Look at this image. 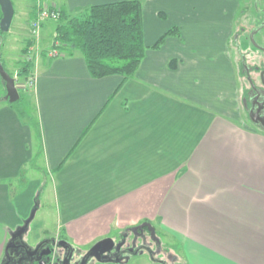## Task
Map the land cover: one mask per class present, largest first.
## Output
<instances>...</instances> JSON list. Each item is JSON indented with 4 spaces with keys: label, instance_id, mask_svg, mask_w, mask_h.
I'll return each mask as SVG.
<instances>
[{
    "label": "crops",
    "instance_id": "0c3cea01",
    "mask_svg": "<svg viewBox=\"0 0 264 264\" xmlns=\"http://www.w3.org/2000/svg\"><path fill=\"white\" fill-rule=\"evenodd\" d=\"M121 1L32 0L27 23L39 3L72 16ZM139 1L148 49L132 77L95 78L82 54L47 51L31 72L38 123L0 102V264L35 208L32 248L55 239L86 252L149 223L173 242L171 264H264V129L241 115L233 51L243 1ZM137 256L170 264L145 250L100 264Z\"/></svg>",
    "mask_w": 264,
    "mask_h": 264
},
{
    "label": "rangeland",
    "instance_id": "374dc122",
    "mask_svg": "<svg viewBox=\"0 0 264 264\" xmlns=\"http://www.w3.org/2000/svg\"><path fill=\"white\" fill-rule=\"evenodd\" d=\"M242 1H243L242 6L244 13H242L243 17L239 18V22L243 25L241 26V28L243 29L240 31L239 35L237 36V39L233 41V51L234 53H236L237 51L240 59L239 62L240 65L237 64V67L240 70L239 77L241 83V89H240L241 115L243 116L244 120L248 121L253 126V123L249 119V116L246 111L247 100L252 93L251 92L252 84L249 81V77H251L253 83L256 86L260 88L263 87L262 79H261V71H263L264 69V51L252 45L250 41V34L252 33V31L264 25V0H242ZM12 2L14 4L16 13L13 20V24L11 25L12 27L10 28L9 32H5V33L0 32L1 33L0 62L3 64L7 73L10 74L11 77H13L16 80V86L20 94V99L15 103H10L9 100L6 99L7 97L6 84L0 75V102H2V100H6L10 105H14L17 109H19L22 112L21 115L24 116L23 119H25L26 122L32 121L33 123L34 122L38 123L37 120H35L38 114L36 113L35 96H34V90L36 87V78L31 75L33 69L27 76L28 77L27 79H24L23 76H20L19 74L21 73L22 70H24L23 67L25 62L33 63L35 59L38 58V56H41V54L46 53L48 51V54L53 56L52 53L57 51L54 49L55 51L49 52L50 45H48V43L52 42V40L54 45L55 36H56V27H54L53 29L52 28L49 29L50 32L47 33L48 35L47 40L45 37H43L42 39V36H40V34L42 33V28L44 23H46L48 20L43 22L42 27L39 30L38 34L34 33L35 32V29L33 27L34 20L31 21L29 26L27 23L28 11L32 7V0H25L24 2H20L18 0H12ZM244 3H246V5H243ZM52 24L55 25L56 22H52ZM18 28H19V33L16 32V29L18 30ZM29 32L30 35L27 36ZM53 33L55 36L53 37V39H50ZM31 37H33L35 40L36 39L37 40L39 39L41 41L45 40V42L47 41V43L46 44L42 43V45H38V42L37 43L35 42L34 44H29ZM256 41L261 47L264 48V27L262 32L256 36ZM60 55L61 53L58 56ZM172 61L169 63V67L171 69H175L171 67ZM243 62H245L247 66L246 68H249V70L251 71L250 73L251 75L243 76V74L241 73L242 71L245 72V70L244 69L242 70L241 67V64L243 65ZM261 128L264 129L263 126ZM40 213H41L40 208L39 209L36 208V212H35L36 219L34 218L33 221L30 223L31 229L28 234L29 237L28 236L25 237L24 240L25 243L28 241L30 242V240L32 243H34L33 240V237H35L34 231L36 226L38 225L37 221L40 220V217L42 215V213L41 214ZM48 217H49V221L52 222L54 221L53 218L54 215L52 211H49ZM140 226H143V224L137 227L135 226L134 228H131L129 231L127 230L125 231V235L121 237L125 242L123 250H126V248H132V246H136V247L142 246L140 250L146 251L145 257H151L152 254L151 252H153L156 258H161L162 260H166L170 264L175 262L172 256L170 257V255L168 254L169 252H167V250L169 249L167 244H172L173 242L168 241L166 238L160 235L161 232L159 231L158 233L156 231L157 229L156 227H153L155 233L152 234V231L148 227L146 228L143 226L144 229H140ZM116 242L118 243V241ZM18 251H20V254L22 253V250H18ZM83 253H84L83 251H79L78 253L74 254L71 263L76 264L80 260L81 255ZM111 253L112 252H109L106 255L110 256ZM65 254L66 253H64L63 250H59L58 257L60 258L61 261L64 260ZM139 257L140 256L135 257L137 260L132 261L130 264H142L143 260H141L142 258ZM96 262L97 261L93 260L90 261L89 264H96Z\"/></svg>",
    "mask_w": 264,
    "mask_h": 264
},
{
    "label": "trees",
    "instance_id": "16d2710c",
    "mask_svg": "<svg viewBox=\"0 0 264 264\" xmlns=\"http://www.w3.org/2000/svg\"><path fill=\"white\" fill-rule=\"evenodd\" d=\"M2 17L0 7V21ZM143 28V5L139 0L94 5L72 16L61 13L53 48L66 56L80 52L95 78L115 75L129 78L139 69L148 49ZM175 34H179L177 28L167 32L153 47H161L166 38ZM33 67L32 62H25L19 75L27 79ZM171 67H177L176 60ZM241 67L245 70L241 72L243 76H248L246 68L242 64ZM143 226L147 228L149 224Z\"/></svg>",
    "mask_w": 264,
    "mask_h": 264
},
{
    "label": "water",
    "instance_id": "95a60500",
    "mask_svg": "<svg viewBox=\"0 0 264 264\" xmlns=\"http://www.w3.org/2000/svg\"><path fill=\"white\" fill-rule=\"evenodd\" d=\"M0 7L3 14L0 21V32H9L15 15L14 4L12 0H0ZM263 27L264 25L260 26L250 34L252 45L262 51H264V48L257 43L256 36L262 32ZM0 75L6 84V99L9 100L10 103L17 102L20 99V94L16 86V80L7 73L1 62ZM261 79L264 83V71L261 73ZM249 81L253 87H255L251 77H249ZM251 118L252 121L258 125V121H256L252 115ZM261 125L264 127V118H261ZM35 212L36 208L32 211V214L25 222V225L12 234V239L6 246L5 257L2 264H72L71 261L73 255L79 251H76L66 240H45L35 248H32L23 242L22 237L27 231L30 222L33 220ZM140 228H143V226H140ZM148 228L152 231V234L155 233L153 227L149 225ZM124 245V241L116 243L112 238L104 239L98 242L89 251L84 252L76 264H89V262L93 260L99 263H120L130 255L143 253V251L140 250L142 246H132V248H126V250H123ZM18 250H22V253L20 254V251ZM59 250L66 251L63 261L58 257ZM109 252H112L111 255H106ZM151 253L153 254V252ZM162 263L165 262L162 261Z\"/></svg>",
    "mask_w": 264,
    "mask_h": 264
},
{
    "label": "flooded vegetation",
    "instance_id": "af4514ba",
    "mask_svg": "<svg viewBox=\"0 0 264 264\" xmlns=\"http://www.w3.org/2000/svg\"><path fill=\"white\" fill-rule=\"evenodd\" d=\"M243 65L245 68L247 67L245 62H243ZM246 71L248 73V76L251 75L250 74L251 71L249 70V68H246ZM263 71H264V69H263ZM263 71H261V73ZM262 85H263L262 88H260L256 85H255V87H253V85H252V91H251L252 93L250 92L251 95L249 96V98L247 100V105H246V111H247V114L249 116V119L252 121V118H251V115H252L253 118L256 121H258V125L261 127H262L261 118H264V83H263V81H262ZM64 253H66V251H64Z\"/></svg>",
    "mask_w": 264,
    "mask_h": 264
},
{
    "label": "built area",
    "instance_id": "2783aa9c",
    "mask_svg": "<svg viewBox=\"0 0 264 264\" xmlns=\"http://www.w3.org/2000/svg\"><path fill=\"white\" fill-rule=\"evenodd\" d=\"M38 9H37V16L34 19V24L33 27L35 29L36 34L39 33V30L42 27V24L44 21L46 20H55L58 21L61 18V11L56 9L55 7H49L48 5H41V3H39L37 5ZM59 52L55 51L52 53L53 56H58Z\"/></svg>",
    "mask_w": 264,
    "mask_h": 264
}]
</instances>
